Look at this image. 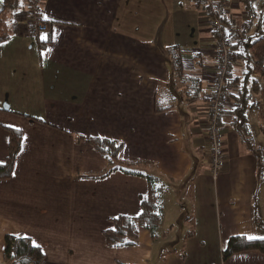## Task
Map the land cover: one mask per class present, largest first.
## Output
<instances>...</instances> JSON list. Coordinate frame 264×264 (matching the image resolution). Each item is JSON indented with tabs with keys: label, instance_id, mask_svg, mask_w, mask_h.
<instances>
[{
	"label": "crops",
	"instance_id": "1",
	"mask_svg": "<svg viewBox=\"0 0 264 264\" xmlns=\"http://www.w3.org/2000/svg\"><path fill=\"white\" fill-rule=\"evenodd\" d=\"M229 5L226 22L240 30L246 1ZM41 8L46 32H30L23 0L9 14L12 36L0 42V161L8 127L23 131L13 173L0 179V259L14 233L43 248L42 264H69L70 250V264H264L256 249L223 258L232 236L264 237L256 223L264 178L224 114V161L217 178L210 173V112L199 91L214 88L218 38L204 11L191 0H42ZM45 34L51 42L40 51ZM233 106L230 98L226 109ZM251 123L264 161L261 121ZM89 136L122 142L120 158L161 176L157 238L141 228L138 245L108 246L112 218L140 213L148 182L123 171L101 176L111 164Z\"/></svg>",
	"mask_w": 264,
	"mask_h": 264
},
{
	"label": "trees",
	"instance_id": "2",
	"mask_svg": "<svg viewBox=\"0 0 264 264\" xmlns=\"http://www.w3.org/2000/svg\"><path fill=\"white\" fill-rule=\"evenodd\" d=\"M247 10L252 17L244 22V27L240 28L239 39L235 45V59L240 63L232 64L228 70L226 88L231 90V98L234 106L224 109L220 117H231L234 128L236 129L241 142L250 150L258 155L259 173L264 178V161L261 149L258 147L250 120V115L257 110L260 104L261 88L259 82L254 78L249 61L252 60L256 67L264 65V2L260 7L256 5L257 0H245ZM21 0H3L0 2V42L8 40L13 33L9 11L21 8ZM45 22V21H44ZM51 42L50 38H40L38 36V46L43 51ZM171 60L175 65L176 73L183 74L182 56L179 47L170 48ZM246 53V56H245ZM259 70V69H257ZM10 140L8 155L3 163H0V179L11 177L16 158L20 151L23 139V131L20 128L8 127ZM86 139L85 136L79 137ZM88 141L102 154L111 164L107 172L123 171L127 174L143 176L147 179V192L141 195L142 211L140 214H120L112 218L113 226L104 231L106 243L110 247L135 246L139 244L140 229H147L153 238H157L159 228L163 218V204L161 196L165 190L161 176L156 172H146L152 167L148 163L142 164L141 161L122 159L119 152L123 143L115 139L89 136ZM148 168V169H147ZM97 176H100L97 174ZM147 197V199H145ZM257 225L264 227V221L256 215ZM115 229V230H113ZM171 229V228H169ZM169 229L164 233L168 234ZM264 237L249 240L245 235H235L229 239L226 248L223 250V258L227 259L231 255L256 249L264 253ZM35 245H38L35 243ZM31 237L7 233L5 236V250L3 261L5 264H42L45 253L43 248L35 246Z\"/></svg>",
	"mask_w": 264,
	"mask_h": 264
},
{
	"label": "built area",
	"instance_id": "3",
	"mask_svg": "<svg viewBox=\"0 0 264 264\" xmlns=\"http://www.w3.org/2000/svg\"><path fill=\"white\" fill-rule=\"evenodd\" d=\"M42 0H26L30 13V32L37 36L46 32L49 26L44 22L41 8ZM192 3L204 11L209 17L213 33L218 38V74L215 79L214 88L210 93L205 89L199 91V97L208 99L210 112L209 122V151L208 161L210 173L217 178L223 165L224 137L220 117L229 104L231 90L226 88V79L230 66L238 64L235 59V45L239 39V29L226 22L229 0H191ZM249 17H252L251 15ZM246 56V53H245ZM254 78L259 82L261 88L260 104L256 111L250 115L252 122L259 119L264 132V65L256 67L252 60L249 61ZM259 69V70H257Z\"/></svg>",
	"mask_w": 264,
	"mask_h": 264
},
{
	"label": "rangeland",
	"instance_id": "4",
	"mask_svg": "<svg viewBox=\"0 0 264 264\" xmlns=\"http://www.w3.org/2000/svg\"><path fill=\"white\" fill-rule=\"evenodd\" d=\"M23 1V0H22ZM26 1V0H25ZM230 1V0H229ZM230 6V5H229ZM229 6H228V9H229ZM200 9V8H199ZM12 11H9L8 12V14H10ZM30 15V14H29ZM29 26H30V23H29ZM113 224V223H112ZM23 235V234H22ZM6 236V235H5ZM33 240V239H32ZM4 241H5V239H4ZM45 253V252H44ZM158 254V253H157ZM3 257V256H2ZM1 257V259H0V264H5L4 263V261H3V258ZM74 257H75V253H74V251H71L70 250V253H69V256H68V259H69V261H68V263L70 264L71 262H72V259H74ZM45 259V258H44ZM44 261V260H43Z\"/></svg>",
	"mask_w": 264,
	"mask_h": 264
},
{
	"label": "snow or ice",
	"instance_id": "5",
	"mask_svg": "<svg viewBox=\"0 0 264 264\" xmlns=\"http://www.w3.org/2000/svg\"><path fill=\"white\" fill-rule=\"evenodd\" d=\"M21 4H22V0H21ZM44 18H45V19H48L47 16H45ZM42 38L46 39V38H47L46 34H45V36H43ZM53 38H55V37H53ZM0 163H3V161H0ZM145 199H147V197H145ZM138 214H140V213H138ZM113 230H115V229H113ZM247 239L252 240V239H257V237H254V236H248ZM261 239H264V238H261ZM33 244L35 245V241H33ZM35 246L38 247V245H35Z\"/></svg>",
	"mask_w": 264,
	"mask_h": 264
},
{
	"label": "water",
	"instance_id": "6",
	"mask_svg": "<svg viewBox=\"0 0 264 264\" xmlns=\"http://www.w3.org/2000/svg\"><path fill=\"white\" fill-rule=\"evenodd\" d=\"M3 0H0V2H2Z\"/></svg>",
	"mask_w": 264,
	"mask_h": 264
}]
</instances>
